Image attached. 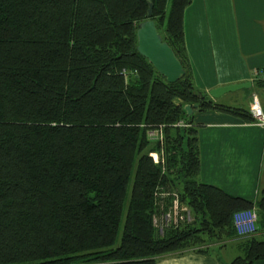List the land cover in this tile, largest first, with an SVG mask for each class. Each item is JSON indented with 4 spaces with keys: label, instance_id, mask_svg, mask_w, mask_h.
<instances>
[{
    "label": "trees",
    "instance_id": "obj_1",
    "mask_svg": "<svg viewBox=\"0 0 264 264\" xmlns=\"http://www.w3.org/2000/svg\"><path fill=\"white\" fill-rule=\"evenodd\" d=\"M150 1L185 71L175 83L136 50L146 0H0V264L209 254L237 238L232 216L246 209L263 235L238 240L229 264L264 259V194L253 202L201 183L193 123L208 111L251 116L194 86L183 40L192 0ZM172 194L191 219L158 228Z\"/></svg>",
    "mask_w": 264,
    "mask_h": 264
},
{
    "label": "crops",
    "instance_id": "obj_2",
    "mask_svg": "<svg viewBox=\"0 0 264 264\" xmlns=\"http://www.w3.org/2000/svg\"><path fill=\"white\" fill-rule=\"evenodd\" d=\"M247 3L254 9L248 10ZM183 40L194 86L200 92L242 83L251 87L257 84L253 72L264 68V0H192L183 12ZM223 97L209 98L249 112L251 100L232 106L223 103ZM193 123L200 182L233 197L253 202L260 198L264 194V129L251 118L222 111L195 113ZM242 238L226 241L224 252L233 247L239 254L237 243ZM217 246L211 245L209 254L192 250L167 254L155 264H229L232 257L225 263ZM253 264H264V259Z\"/></svg>",
    "mask_w": 264,
    "mask_h": 264
},
{
    "label": "water",
    "instance_id": "obj_3",
    "mask_svg": "<svg viewBox=\"0 0 264 264\" xmlns=\"http://www.w3.org/2000/svg\"><path fill=\"white\" fill-rule=\"evenodd\" d=\"M146 1L148 6L146 11L147 19L137 26L136 50L141 56L148 60L159 75L165 78L166 82L175 83L183 77L185 71L172 49L158 34L155 23L151 19L152 3L150 0ZM250 85L251 83H242L215 88L208 92V96L211 99H217L224 93L246 89L249 88ZM195 108L196 105H186L184 110L187 115H191Z\"/></svg>",
    "mask_w": 264,
    "mask_h": 264
},
{
    "label": "built area",
    "instance_id": "obj_4",
    "mask_svg": "<svg viewBox=\"0 0 264 264\" xmlns=\"http://www.w3.org/2000/svg\"><path fill=\"white\" fill-rule=\"evenodd\" d=\"M252 75L253 81L264 83V68L254 71ZM249 114L252 121L264 129V111L256 95L251 97ZM177 125L184 126L185 124L180 122ZM152 136L154 137L152 138ZM149 137L151 139L161 138V133L150 132ZM150 156L155 163L158 162V157L156 154L152 153ZM167 195V193L163 194V196ZM171 196L173 198L171 201V206L164 214L161 215L159 219V225L156 224L157 220H154L155 225L158 228H160L162 225H178L180 223L189 222L191 219L189 210L178 202V199L174 194ZM257 220L258 217L255 209H246L235 212L232 216V222L237 236L250 237L256 234Z\"/></svg>",
    "mask_w": 264,
    "mask_h": 264
},
{
    "label": "rangeland",
    "instance_id": "obj_5",
    "mask_svg": "<svg viewBox=\"0 0 264 264\" xmlns=\"http://www.w3.org/2000/svg\"><path fill=\"white\" fill-rule=\"evenodd\" d=\"M169 3H170V0H168V3L167 5L169 6ZM247 9L248 10H253L254 8L251 7L248 3H247ZM258 13V12H257ZM256 13V14H257ZM224 97L222 98V102L223 103H227V104H230L232 106H243V104H246L247 101L249 102L251 100V97L253 95H256L258 97V100L260 102V104L262 105V107L264 108V87L263 86H259L257 84H253L250 88H246V89H239V90H236V91H233V92H227V93H224L223 94ZM239 99V100H238ZM241 103L242 102V105H239L238 103ZM154 136H152L153 138ZM154 158H157V157H154ZM158 159V158H157ZM159 220V219H158ZM157 220L156 224L159 225V221ZM258 238H261V237H258ZM219 244H225L224 243H218L217 245ZM216 245V246H217ZM229 244L226 243L222 249L220 250L219 254L220 257H221V260H223L225 263H228L229 262V256L232 257V259L237 256L238 254H235L236 253V249L235 248H230V249H227V251L224 252V250H226V247L228 246Z\"/></svg>",
    "mask_w": 264,
    "mask_h": 264
}]
</instances>
